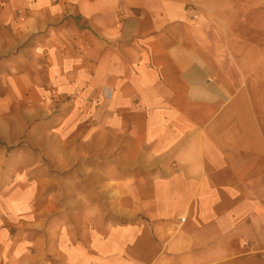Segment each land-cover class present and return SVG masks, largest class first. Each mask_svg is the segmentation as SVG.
Instances as JSON below:
<instances>
[{
  "label": "crops",
  "instance_id": "1",
  "mask_svg": "<svg viewBox=\"0 0 264 264\" xmlns=\"http://www.w3.org/2000/svg\"><path fill=\"white\" fill-rule=\"evenodd\" d=\"M6 25L77 98L57 131L90 119L115 216L0 194V264H264V0H0Z\"/></svg>",
  "mask_w": 264,
  "mask_h": 264
},
{
  "label": "rangeland",
  "instance_id": "2",
  "mask_svg": "<svg viewBox=\"0 0 264 264\" xmlns=\"http://www.w3.org/2000/svg\"><path fill=\"white\" fill-rule=\"evenodd\" d=\"M16 13L22 15L25 9ZM11 29L6 25L0 32V194L30 193L36 222L65 215L79 228L114 218L108 208L107 177L92 186L84 177L92 168L91 158H79L85 147L78 135L90 132V119L68 133L57 131L69 121L77 98L52 91L45 61L29 50L31 39L13 44ZM36 59L40 63L34 65ZM99 134L105 142V132Z\"/></svg>",
  "mask_w": 264,
  "mask_h": 264
},
{
  "label": "built area",
  "instance_id": "3",
  "mask_svg": "<svg viewBox=\"0 0 264 264\" xmlns=\"http://www.w3.org/2000/svg\"><path fill=\"white\" fill-rule=\"evenodd\" d=\"M183 220V219H182Z\"/></svg>",
  "mask_w": 264,
  "mask_h": 264
}]
</instances>
